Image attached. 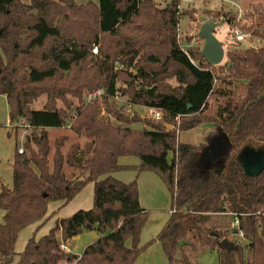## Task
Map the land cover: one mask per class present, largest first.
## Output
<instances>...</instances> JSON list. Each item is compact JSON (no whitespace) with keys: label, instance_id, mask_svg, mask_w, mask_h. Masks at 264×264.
I'll return each instance as SVG.
<instances>
[{"label":"trees","instance_id":"16d2710c","mask_svg":"<svg viewBox=\"0 0 264 264\" xmlns=\"http://www.w3.org/2000/svg\"><path fill=\"white\" fill-rule=\"evenodd\" d=\"M178 6V0L163 9L151 0H0V95L9 127L30 130L22 153L15 148L11 187H0V264L15 257V264H134L155 243L167 264H191L185 250L198 248L215 252L218 264H264V169L250 175L241 161L245 150L264 158V47L226 49V62L209 66L198 50H181ZM211 17L240 27L229 15ZM170 79L175 86L165 83ZM117 87L131 103L160 109L161 120L124 114L110 100ZM93 88L106 92L100 105H79ZM41 96L43 108L32 110ZM211 100L212 117L206 115ZM176 115L184 116L179 132L210 124L208 144L226 136L215 167L188 166L208 145L178 143ZM69 123L50 140L48 131ZM124 157L139 164L122 166ZM125 170L153 173L170 196L168 220L144 246L139 237L148 212L139 204L137 181L113 176ZM88 184L89 210L56 220L46 235L33 234L15 253L18 234L47 221L49 203L67 204ZM214 216L236 219L247 244H230V231ZM89 232L97 239L79 256L60 250Z\"/></svg>","mask_w":264,"mask_h":264},{"label":"rangeland","instance_id":"374dc122","mask_svg":"<svg viewBox=\"0 0 264 264\" xmlns=\"http://www.w3.org/2000/svg\"><path fill=\"white\" fill-rule=\"evenodd\" d=\"M24 3H28L29 0H22ZM98 0H72L73 3L85 5L86 3L97 4ZM156 8L163 9L168 3L172 0H151ZM178 10L180 13L179 23L177 27V40H179V45L182 49L187 50L189 48L200 51L203 46V41H201L197 34L199 32V28L202 24L207 22H214L212 20V14L221 13V15H229L233 18L239 19V25L244 29H250L251 31H257L258 36H253L250 39V42L243 44H230L226 38V33L229 30V26L226 23H220L224 19L221 18L218 23L220 26L215 30L214 37L223 45V48L226 53V49L229 50H243L245 48H254L258 49L260 47H264V0H178ZM211 13V16L209 15ZM214 19V17H213ZM259 35H262L259 37ZM226 62V58H223L221 65ZM165 83L175 86V82L173 79L166 80ZM121 85L117 83V86ZM120 87V86H119ZM241 87L237 85L235 87V93L238 96L241 94ZM74 103H75V99ZM45 102V96L39 97L36 101H34L30 108L32 110H41L43 108ZM80 103L79 105H81ZM100 105V102L98 103ZM75 105V104H74ZM57 106L61 107L62 104L60 101H57ZM215 104L211 100L209 104V109L206 115L214 116ZM8 110L6 105V99L4 96L0 95V187L4 186L6 188L11 187L12 183V172H11V164L13 160V155L15 152V148L21 147L23 149V141L26 135L29 134L30 130H26L23 128H12L8 125ZM20 126V125H19ZM135 129H140L143 127L142 124L132 125ZM66 129L58 130V131H48L49 138L52 141L54 137L58 135H63ZM213 132L212 126L210 124H202L194 129L182 131L177 133V142L180 144L192 145L196 148L204 147L208 145L206 137ZM73 142H78L82 146L84 143V139H77L71 137ZM68 146H66L67 148ZM65 148V151H66ZM260 156L258 152L253 150H245L241 154V161L246 170L255 166L259 161ZM136 159V158H134ZM200 156L193 157L189 160V165H200ZM137 160V159H136ZM138 161V160H137ZM132 167V166H130ZM132 170H125L122 172H128ZM93 186L92 184L86 185L81 191H83L84 195L87 193V186ZM164 194L161 195L159 199L158 207L153 208L152 211H148V218L151 219V222L148 227H151L153 221H156L157 217H164L167 215V212L170 208V196L167 189L163 190ZM92 202H93V189H92ZM3 212L0 210V223L2 222ZM212 221L218 226L223 227L226 226V230H229V224L231 220H228V217L224 216H214ZM148 222V221H147ZM146 222V223H147ZM47 224H44L41 228L37 230L34 234L35 238L39 235L40 231L46 227ZM153 225H157L153 223ZM233 229L235 227H232ZM225 229V228H221ZM27 230L23 229L17 236L15 242V253H20L24 249V242L27 238ZM236 234V233H235ZM234 234L228 235L227 240L230 243H240L242 245H246L247 242L245 240L239 239ZM57 238H60L57 235ZM264 241V239H263ZM73 250V249H72ZM186 254L188 255L189 261L191 264H218L217 257L212 252L207 249L198 248L195 252H191L190 249H186ZM69 253V252H67ZM17 261V257L13 259L10 264H15ZM152 262L155 264H166L164 260L162 261L159 257L154 256ZM180 264V263H176Z\"/></svg>","mask_w":264,"mask_h":264},{"label":"crops","instance_id":"0c3cea01","mask_svg":"<svg viewBox=\"0 0 264 264\" xmlns=\"http://www.w3.org/2000/svg\"><path fill=\"white\" fill-rule=\"evenodd\" d=\"M5 97V96H4ZM7 105V103H6ZM8 110V107H7ZM8 114V113H7ZM118 163L122 166H137L139 162L130 157L120 158ZM114 178L117 180L129 183L132 180L136 179L138 185V194H139V204L143 210L146 212L152 211L153 208L158 207L159 197L163 194V190L166 189L160 179L150 172H142L139 175L136 174L134 171L128 172H118L115 173ZM93 185V184H92ZM85 189H87L86 195H84L83 191L75 196L69 203L64 204L62 202H52L48 204L47 207V221L44 224H47L46 227L40 231L39 235L36 239L41 238L42 236L46 235L49 230L54 226V223L58 219L68 218L73 215L75 212L79 210H89L92 207V189L93 186L89 185ZM170 216V208L167 212V215L164 217H157L156 223L157 225H151L148 227L151 219L147 218V223H145L144 227L141 230L140 237H139V246H144L150 240H152L161 228L164 226L166 221ZM44 224L42 222L35 223L31 225L25 230H27V238L25 239L24 244H26L27 240L37 232L39 228H41ZM233 221L229 224V231L230 234L234 236V229L232 228ZM97 239V235L94 232L83 233L77 237H75L69 244L66 245L67 252L72 255L79 256L84 249V247ZM25 246V245H24ZM73 249V250H72ZM66 252V253H67ZM211 252V251H210ZM216 255L215 252H212ZM154 256L159 257L164 263L167 261L161 251L159 244L155 243L149 248H147L134 262V264H155L152 262Z\"/></svg>","mask_w":264,"mask_h":264},{"label":"built area","instance_id":"2783aa9c","mask_svg":"<svg viewBox=\"0 0 264 264\" xmlns=\"http://www.w3.org/2000/svg\"><path fill=\"white\" fill-rule=\"evenodd\" d=\"M235 22L239 24V19L235 18ZM252 37V34L250 32L244 31L242 28L239 26H234L230 27L229 30L226 33V38L230 44H243V43H248L250 42V39ZM184 53L187 55L186 50L182 49ZM93 54H97V48H93L92 50ZM189 58V57H188ZM191 61V59L189 58ZM192 62V61H191ZM106 96V92L103 88H93L89 91H87L84 96H83V105L91 104L94 102H101L103 98ZM110 100L116 105L117 108H122V111L126 115H137L140 119L142 120H150L153 122H158L161 120L163 112L160 109H155L152 107H146V106H140V105H135L131 103L126 96L123 95L122 91L119 90L117 87L116 90L114 91L113 95L110 97ZM79 109L76 108L72 111L71 116L74 118L78 115ZM184 117L182 115H176L174 117V122L175 126L174 129H178L179 121L180 119ZM23 127V124L20 125ZM70 123L65 126V129H69ZM26 128V127H24ZM178 133V130H177ZM22 148H18V153H22ZM231 215V214H230ZM233 224L232 226L235 227L234 230L236 231V236L244 240L242 232L238 228V222L236 219H233ZM60 250L63 252H67V247L66 245H60Z\"/></svg>","mask_w":264,"mask_h":264},{"label":"water","instance_id":"95a60500","mask_svg":"<svg viewBox=\"0 0 264 264\" xmlns=\"http://www.w3.org/2000/svg\"><path fill=\"white\" fill-rule=\"evenodd\" d=\"M220 26V23L207 22L200 26L197 34L198 38L203 41L202 49L199 51L200 56L209 66H218L224 58V48L215 37L214 32ZM226 136L212 139L204 152V159H210L209 165H217L220 154L224 148ZM264 169V158L260 157L258 163L247 170L248 174L255 175ZM236 231L234 230V234ZM225 241L223 244L225 245ZM231 244V243H230Z\"/></svg>","mask_w":264,"mask_h":264},{"label":"flooded vegetation","instance_id":"af4514ba","mask_svg":"<svg viewBox=\"0 0 264 264\" xmlns=\"http://www.w3.org/2000/svg\"><path fill=\"white\" fill-rule=\"evenodd\" d=\"M204 151V150H203ZM202 151L200 155V165L205 167H215L216 165H209L210 159H204V152Z\"/></svg>","mask_w":264,"mask_h":264}]
</instances>
